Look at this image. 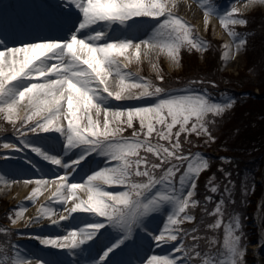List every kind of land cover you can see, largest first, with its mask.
<instances>
[{
	"label": "snow or ice",
	"instance_id": "obj_1",
	"mask_svg": "<svg viewBox=\"0 0 264 264\" xmlns=\"http://www.w3.org/2000/svg\"><path fill=\"white\" fill-rule=\"evenodd\" d=\"M257 4L264 0H245V8ZM202 6L205 23L217 16L230 38L222 59L247 51L248 37L237 30L249 23L241 9ZM174 7L170 0H17L0 5V118L21 137L3 147L30 150L63 170L35 180L26 199L35 201L45 185L51 196L38 217L25 224L45 218L52 225L76 221L66 235L32 237L45 247L68 249L74 259L37 257L34 264H82L81 257L83 264H248L249 239L237 197L246 201L255 192L254 179L239 171L234 175V160L228 156L215 166L194 150L200 144L193 139L214 143V126L236 101L224 93L214 98L203 87L218 88L214 80L192 79L171 88L163 75L155 83L124 71L154 51L178 67L184 49L209 50ZM117 24L123 26L118 34L112 28ZM145 25L151 34L139 39L135 33ZM125 100L139 103H114ZM49 132L63 137L62 152L47 147V141L57 139L40 135ZM0 159L13 162L11 156ZM27 163L38 168L31 159ZM56 201L63 212L53 218ZM24 211L14 210L10 224L16 225ZM162 217L163 227H152ZM0 234L7 240L0 248L5 255L0 264H33L19 252V244L8 240L22 233L0 226ZM166 245L171 246L166 255H140L145 248ZM259 247L264 252V244Z\"/></svg>",
	"mask_w": 264,
	"mask_h": 264
},
{
	"label": "rangeland",
	"instance_id": "obj_2",
	"mask_svg": "<svg viewBox=\"0 0 264 264\" xmlns=\"http://www.w3.org/2000/svg\"><path fill=\"white\" fill-rule=\"evenodd\" d=\"M4 0H0V3H3ZM171 3L175 4V7L173 8V12L182 17L184 20H186L190 25L193 26L195 34L202 39H204L207 42H211L214 44L215 51H207L204 53L191 51L188 50L182 52V61L180 66H174L173 63L169 60V58L163 54L158 52H152L150 56L143 57L142 61L137 63L133 61L129 64L128 68L124 69L126 72H131L135 74L137 77L141 78H147L149 80H152L155 83H161L158 79L160 75H163L165 77L164 85L171 87V88H178L184 86L181 85V83L188 82L187 79H204V80H214L220 79V84L223 86L228 87L229 85L236 86L238 82H236L233 78L238 77L240 78L239 86H242V83L244 80L247 82L250 78L253 83H250L245 90H249L252 88L253 85L261 84L262 87H264V64L262 61H256L253 60L254 58H249V54L247 51L241 52V54L234 59H230L228 61H224L222 59V52L223 44L225 42H228L230 38L227 35L226 30L220 25L219 20L217 16L211 15L208 18V22L205 23L204 18V10L203 6L204 4L212 3L219 7H228V6H235L238 7L239 5L244 7L241 9L240 15L242 17H245L247 15H250L256 11L262 10L264 14V5L257 4L255 6H251L248 8H245V0H170ZM256 15H260L257 13ZM142 19H150V18H142ZM214 20V22H211V20ZM247 27V26H246ZM112 28L116 30L117 34L123 29V26L121 25H113ZM245 28L244 26H240L237 30L241 31V29ZM110 35L112 33H109ZM151 34V29L149 25H145L143 28H141L139 31L135 33V35L139 39L146 38V35ZM260 43V42H259ZM257 43V45L259 44ZM263 60V59H262ZM121 61H123V58H121ZM153 65L156 67L154 68ZM242 75L246 76L242 77ZM227 76L231 77L229 79ZM258 78L263 79L262 83H258ZM186 79V80H185ZM239 88V87H238ZM237 89V88H236ZM240 89H242L240 87ZM255 94L258 96H264V94H261V90L259 88H255L254 90ZM115 104H136L139 103V101L136 100H125V101H114ZM251 109L253 113V107L248 103L244 105V108L248 107ZM244 114V113H242ZM250 115V113L246 112V115ZM229 112L221 119H219V122L217 125L214 126L213 129L216 130V128L221 129H227L229 126L231 127ZM262 120L263 117H262ZM66 123V121H65ZM131 130H129L130 133ZM129 133H126L125 135H128ZM213 134L215 135V131H213ZM29 137H32V134H28ZM41 136H51V137H57V139L47 141V147L50 148L53 153L62 152V145H63V137L59 136L58 133L55 132H49V133H40ZM229 131L226 133L223 138L228 139ZM21 137L18 133H16L13 130V127L11 124H9L7 121L0 118V157L6 154L3 152L5 149L3 147L4 143H18ZM194 142H198L200 144L199 148L197 149L203 154H205L208 157V153H213L216 157L221 156H228L230 155L227 152L219 151L218 150V144L216 141L214 143H209L205 145L203 143V138H199L197 140L195 137L193 138ZM78 151V150H77ZM17 152H12L10 155H16ZM20 156L23 157L25 163L29 159L33 160L36 158H39L34 153H32L30 150H25L24 152H20ZM91 159V158H90ZM99 159V158H97ZM45 163V164H44ZM28 164V163H27ZM42 164L46 166V168H38L36 175L37 177H24V178H18V179H12L10 174L13 173L12 165L8 163H0V184L2 187L4 185H16V184H22L24 180L31 179L33 180L32 184H28L29 189L28 192L24 195V197L21 199H18L19 193L15 191L14 187H10L11 189H1L0 191V220L6 219V225L7 227L11 228L13 232H20L21 235H15V236H9L8 240H11L14 244H19V252L21 254H26L29 256L32 261H35V259L38 257L35 255L38 253L40 258L47 259L50 261H63L67 259H74V257L68 255V249H56V248H41L39 245L40 243L38 241H35V239H30L33 237V234H40L44 235V233H48L49 235L53 232H57L54 230L53 225L50 223V225L45 226H39L37 228H34L33 225H30L26 228H15L13 225L10 224L9 216L14 215V210H16L19 207H24L25 211L23 214H26L28 211L32 210L33 208L37 207L39 210L41 205L49 204V200L42 201V197L45 196L47 192V186H41V194L38 196V198L35 201H31L26 199V197L31 192L32 188L36 187L35 180L40 178V176L50 177L54 176L56 174H63V170L59 169L57 166L51 165L47 161H42ZM47 164H50L47 166ZM90 167H94L93 165H90ZM261 171L264 170V167L260 169ZM257 173V172H256ZM254 171L247 172L246 176L250 179H254L255 182V192L249 193V199L252 200L250 210H248V216L246 219L243 220L244 223V230L248 234L249 241H255V239L259 240L260 242H249V248H248V255H247V261L248 264H257L260 260V263L262 259H264V253L259 249V253H257L258 256H256L255 252L258 249H253V247H259L260 244H264V240L262 238L264 237V231H260V225L257 223V213L258 210H260V206L263 202H261V198L264 194V185H262L261 182H259L258 176L256 177V174ZM260 173V172H259ZM83 175V173H81ZM5 181H8L5 183ZM12 181H16L13 183ZM263 186V187H262ZM0 187V188H2ZM47 189V190H46ZM79 195L87 199V194L84 192H79ZM68 206H71V202H69ZM52 207L54 209H57V215L53 218H58L59 213L63 212V209L61 207V202L56 201L52 203ZM37 210V211H38ZM241 212V211H240ZM36 215L38 217V214L36 212ZM74 216H81V215H88L86 213H74ZM50 222L48 219H42L40 223H36V225H42L45 223ZM165 222V218H161L156 220L152 227L156 228H162L163 223ZM62 225H59L57 230L59 232V235H66L68 231L71 230L73 226L76 225V221H73L71 218L68 220H64V223H59ZM0 226L1 222H0ZM67 226V227H65ZM83 226V225H80ZM23 231H21V230ZM57 232V233H58ZM62 233V234H60ZM3 236V234H2ZM54 236V235H52ZM3 241L5 242V245L7 244L6 239L3 237ZM170 245H166L163 248L157 249L153 246L152 249H143L140 252V255L143 256L145 253L148 255L151 254H158V255H166L170 251ZM3 248V247H2ZM36 249V250H35ZM44 251V252H43ZM255 251V252H254ZM46 254L45 255H43ZM54 253H58L59 255H53ZM15 254V252H13ZM5 259V255L3 253H0V260ZM81 261L83 264L84 258L81 257Z\"/></svg>",
	"mask_w": 264,
	"mask_h": 264
},
{
	"label": "trees",
	"instance_id": "obj_3",
	"mask_svg": "<svg viewBox=\"0 0 264 264\" xmlns=\"http://www.w3.org/2000/svg\"><path fill=\"white\" fill-rule=\"evenodd\" d=\"M260 11L262 10L245 16L249 23L247 27L241 29L240 32L248 37L247 53L249 54V58H254L253 60L256 61H262L264 64V14ZM257 13L260 15H256ZM257 43L259 44L257 45ZM208 44V51H215L214 44L211 42H208ZM186 50L187 49L184 51ZM227 77L231 79V77ZM242 77L246 78L244 75H242ZM233 79L238 82L236 86H223L219 83L220 79H214V81H216L219 85L218 88H212L207 84L203 86L209 88L214 98L219 96L221 93H224L231 96L236 101L234 108L229 111L228 118H231V127L229 126L227 129L216 128V130L213 129V131H215V136L218 139V150L229 153L230 155H228V157L233 158L234 160L231 169L234 172V175L237 171L245 176L248 171H254L255 173L257 172L255 174L257 177L260 175V169L264 167V120H262V117L264 119V96L256 95L254 90L255 88H259L261 90V94H264V87H262L261 84H256L249 90H245L250 83H253L250 78L248 79L249 82L244 80L242 86H239L240 78L234 77ZM262 81L263 79L258 78V83H262ZM185 83L187 82L181 83V85ZM240 87L242 89H240ZM248 103L253 107V113L249 106L244 108V105ZM246 112L250 113V115H246ZM228 131V139L223 138ZM208 157L212 160L215 166L219 165V157L214 156L213 153H208ZM212 170L215 171V167ZM201 191H203V181L201 182ZM237 199V207L238 210L241 211L244 220L248 216V210H250L252 200L249 199L248 196L245 201L239 195ZM0 222L3 227H7L4 225V223L7 222L6 219L0 220ZM3 237L4 236L0 234V248L5 246V242L2 239ZM249 242H258V239Z\"/></svg>",
	"mask_w": 264,
	"mask_h": 264
},
{
	"label": "bare ground",
	"instance_id": "obj_4",
	"mask_svg": "<svg viewBox=\"0 0 264 264\" xmlns=\"http://www.w3.org/2000/svg\"><path fill=\"white\" fill-rule=\"evenodd\" d=\"M17 2V0H4L3 3H0V5H10V4H13ZM238 8L240 9H243L244 7L242 6H238ZM211 22H214V20L210 19ZM3 152H5L6 154H4L3 156H11L13 162L12 163H8L6 162L4 159H0V163H8V164H11L12 165V169H13V173L10 174L11 178L12 179H18V178H24V177H37L36 174L37 171L39 170L38 168H46V166L44 164H42V159L39 157V158H36V159H33L32 161L35 162L37 165H38V168H33L30 164H27L25 163L24 159L22 156H20V152H17L15 153L16 155H10L12 152H14L13 149H4ZM1 156V157H3ZM50 165V164H47V166ZM47 169V168H46ZM41 177V176H40ZM0 187H2V185L0 184ZM10 187H14L15 188V191L19 193L18 195V199H22L24 197V195L28 192V189H29V186L28 184H25V183H22V184H16V185H13L10 184V185H4V187L0 188V191L1 189H11ZM51 196V189H48L45 196L42 197V201H46V200H49ZM261 202L264 203V197L261 198ZM263 207V205L260 206L259 209H261ZM37 207L33 208L32 210L28 211L26 214H23V218L16 224L14 225L15 228H26V227H29L30 225H33L34 228H37L39 226H45V225H50V222L48 223H45V224H42V225H36V223H29V224H25V221L28 220V218H36L37 215H36V212L38 214V211H37ZM65 215H67L66 213H64ZM59 223H64V221H60ZM59 225H62V224H59ZM59 225H55L53 226L54 230L58 232L57 228ZM37 226V227H36ZM53 232L52 234L50 235H59V232ZM62 234V233H60ZM44 235H49L48 233H44ZM30 239H33V238H30ZM35 241H38V240H35ZM39 242V241H38ZM41 248H47L49 249V247H45L43 245H39ZM254 249H257V247H253ZM157 249H160V248H157ZM35 255H37L38 257L40 256L38 253H36ZM33 264L35 261H32Z\"/></svg>",
	"mask_w": 264,
	"mask_h": 264
}]
</instances>
